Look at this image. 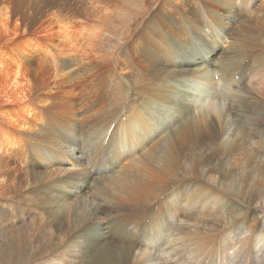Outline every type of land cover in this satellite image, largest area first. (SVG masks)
I'll return each instance as SVG.
<instances>
[{
    "label": "rangeland",
    "instance_id": "obj_1",
    "mask_svg": "<svg viewBox=\"0 0 264 264\" xmlns=\"http://www.w3.org/2000/svg\"><path fill=\"white\" fill-rule=\"evenodd\" d=\"M64 1L0 0L1 9L6 8L9 11L6 18H0V24L4 22L3 26L6 28V34L0 38V57L6 60L2 62L3 65L11 69L8 73H13L15 64H18V70L22 74L18 81L28 84L30 90L24 100L0 98V122L1 120L5 122L0 135L4 136L5 132L9 131L16 135L20 134V142L24 143L28 150L25 165L28 186L26 183L22 186L21 178L16 183V193L7 191L6 205L0 208V249L8 252L10 264L50 262L104 264V260L99 257L100 247H109L112 251H117L118 247H128L129 242L116 240L111 232L127 217L133 215L130 209L132 202L129 198L137 183L144 184L143 182L155 176L168 188L172 180H182L175 166H169V172L172 174L169 176L166 174L165 164L156 166L154 162L158 159L164 161L166 145L169 148L170 143L175 142L176 135L191 121L192 115L185 110L173 122L174 114L168 110L162 124L165 134L162 135V131H149L147 133L149 137L143 139H131L127 136L129 142L127 151L118 148V142L124 138L122 133H118L120 122L133 119L138 122L135 109L149 99L157 100L158 93L170 87V82L174 80L172 78L181 73L179 65L183 68L185 66L179 61L180 56L185 53L195 54L192 58L196 66L186 65L187 68L195 70L197 66H206L205 68L211 70L210 79L204 76L207 79L202 82L200 78L198 81V74L197 76L193 73H184V77L189 79V83H185L186 90L191 96L194 95L196 100L199 98L200 102H204L205 106L216 102L217 107L225 106L231 87L225 83L228 75L217 68H210L212 65H209L208 61L212 63L217 57V53L212 52L211 47L226 52L231 41L225 38L227 32L228 36L244 33L247 37L264 36L263 0H185L187 2L184 7L187 10L195 7L196 14L201 13L198 16L191 14L186 17L183 15L187 13L186 9L181 11L175 6L174 0H150L146 15L136 23L125 22L132 17L136 18L135 14L140 12L137 4L142 0L120 1L117 8L121 10L110 13L109 18L100 13L99 5L91 7L80 0ZM49 2L55 4V8L50 10L52 12L46 11ZM75 4L78 9L87 10V13H90L89 17L72 16L68 7ZM62 6L66 7V10ZM88 20L100 22V26L98 25L100 28L97 26L91 32L85 28L83 32L81 28L85 25L90 26ZM63 24L67 27H70V24L74 25L71 30L73 36L74 34L79 36V31L83 33L81 37L83 41L74 42L72 52H70L72 45L64 42L60 33ZM188 50L194 53H187ZM53 57L56 59L54 62L51 61ZM32 59L35 61L33 67H29L28 63L26 66L25 61ZM215 62L220 63V58H216ZM237 63L242 70L245 59L240 58ZM129 71L147 79V82L135 87L133 91L125 87L127 90L125 99L122 96L116 97L113 93L115 89L109 85L114 81L112 73L116 74L122 84V76ZM153 73H156L155 79ZM251 73L252 77L256 74ZM242 75V71H239L238 77ZM0 78L2 81V77ZM253 80L254 83L257 81L255 83L257 86L264 84V79L259 77H253ZM126 81L131 87L130 81L128 79ZM157 82L160 83L159 86H155ZM224 87L227 93L226 91L224 93ZM218 93L220 96H215ZM238 93L244 97L241 89H238ZM254 97L264 101V89ZM130 104L133 107L126 114L125 111ZM182 109L183 107L178 110V114ZM27 111L31 116L26 114ZM10 120L15 121L14 126L17 124L23 126L24 123L33 126L30 136L22 137L25 131L14 127ZM109 125L111 130L102 144L98 140V142L92 140L95 134L101 130L105 131ZM239 130L241 131L239 140H244L246 133L242 128ZM85 141L84 152L78 151L80 155L75 154L76 157L80 156V161H77L71 154V144L75 142L82 145L81 142ZM158 143L162 145L158 147ZM236 143L245 144L241 141ZM106 145L119 150L117 159L119 164L112 173H108L109 162L101 161L99 158V152L106 148ZM203 150L204 148L197 149L201 155L207 153ZM89 155L95 157L89 159ZM190 156L186 155L183 158L186 161ZM238 157L239 154L236 157L233 153L230 159L233 161ZM204 158L208 159L207 156ZM11 160L7 161L9 163L5 172L14 173L18 163ZM19 160L20 157L16 161ZM184 160L182 159L183 162ZM199 161L200 159L195 163L194 170L202 179ZM225 161L226 158H223L212 163L216 166ZM101 167L103 168L100 169ZM101 170L104 174L99 176ZM85 172H88V177ZM76 184L78 187L75 191L69 193ZM192 188L194 187L174 190L185 193ZM88 189L96 191L94 199L90 197ZM109 195L111 198L121 196L114 204L124 206L116 210L119 207L109 205L112 204L107 202L106 198H110ZM169 196H173L172 192ZM14 199L17 201V208L13 203ZM108 205L111 207H107ZM142 208L149 210L150 204L144 201ZM18 211L21 215L17 214ZM124 217L126 218L123 219ZM104 227H110L107 237L102 235L105 232ZM159 244L160 242H156V247ZM20 255L24 260H20Z\"/></svg>",
    "mask_w": 264,
    "mask_h": 264
},
{
    "label": "bare ground",
    "instance_id": "obj_2",
    "mask_svg": "<svg viewBox=\"0 0 264 264\" xmlns=\"http://www.w3.org/2000/svg\"><path fill=\"white\" fill-rule=\"evenodd\" d=\"M66 1L70 2V0ZM80 1H83L84 4L91 5V7L93 5H99L100 13L108 18L110 17L108 16L110 13L112 14L121 10L117 8V5L120 1L122 2V0ZM149 1H139L137 7L140 9V12L135 14V19L132 17L125 23H136L141 17H144L149 8ZM174 2L175 6L181 9V11L186 9L184 7L186 4L185 0H174ZM47 4L46 11L52 12L50 10L55 8V4L52 2ZM76 5H73V7L67 6L72 16L75 15V18L76 15L78 17H89L90 13L88 14L87 10H84L82 6L83 10H80ZM68 11L65 12L70 13ZM186 11L187 13L182 12L185 17L191 14L193 16L201 15L200 12L196 14L195 7L188 8ZM7 13L9 14V11L6 8L1 9L0 18H6L8 16ZM105 20L107 19L105 18ZM92 21L88 20L90 26L85 25L81 28L83 32H85V28L87 31H94L100 24V22L94 23ZM79 22L78 24H80ZM3 24H0V38L6 34V28ZM73 26L70 24V27H67L63 24L60 27V33L64 42L72 45L70 52L74 49V42L76 43L78 40L79 42L83 41L81 40L82 32L79 31V36L78 34L72 35L71 30ZM228 34L229 32L225 34V38H229L231 41L229 47L226 48V52L218 48L216 50V47H211V51L217 53L216 58H220L221 62H215L216 58L212 63L208 61V64L212 65L210 68H217L223 74L228 75L225 83L231 88L225 106L218 105L217 107V102L205 106L204 102H200L199 98L196 100L194 98L195 96H191V93L186 90L185 83H189V79L184 77V73L198 74V81L200 78L202 82V80L207 79L204 76H210L209 71L211 70L202 65V67L197 66L195 70L187 68L186 65L194 64L192 57L195 54L186 55L185 53L179 58V61L183 62L185 66L183 68L182 65H179L181 73L172 78L174 80L170 82V87L160 91L157 100L149 99L135 109L138 122L135 119L120 122L118 133H122L124 138L118 142V148L122 151H127L129 147V142L126 139L127 136L131 139H143L149 137L147 134L149 131H162L161 133L164 135L165 131H163L162 124L168 115L166 113L168 110L174 114L175 119L172 120L173 122L185 110L192 115L191 121L176 135L175 142L170 143L169 148L166 145L164 161L158 159L154 162L156 166L165 164L164 168L166 174L169 176H172L168 169L169 166H175L182 180H172L168 188H166L154 176L149 181L143 182L144 184L137 183L134 186L133 193L129 198V201L132 202L130 209L133 215L127 218L124 217L123 219L126 218L125 221L121 218L124 222L111 232L116 237V240L127 241L130 245L126 248L118 247L117 251H112L109 247H100L99 257L104 260V264H201L202 262V264H264V101L254 97L263 91L264 84L257 86L255 84L257 81L255 83L253 82L255 80H253V77L264 79V36L257 37L250 35L247 37L245 33L228 36ZM192 52V50L187 51V53ZM74 53H72V56H74ZM68 56L70 57V54ZM189 56L191 57L189 58ZM240 58L245 59V66L242 70L237 63ZM54 59V57L51 58V61L54 62ZM5 61L0 57V77H2V81H0V98L2 100L5 98L8 100L11 98L24 100L30 92L29 86L18 81L22 77L21 72L18 70V64H15L13 73H8L11 69L9 66L3 65L2 62ZM25 63L26 66L28 63L29 67H33L35 61L32 59L25 61ZM239 71H242L243 74L240 78L238 77ZM251 72H256V74L252 77ZM112 74L114 81L109 85L115 89L112 92L119 98L123 97L125 99L127 90L133 91L135 87L147 82V79L133 71H129L128 74L122 76L123 82L121 84L116 74ZM152 76L155 79L156 73H153ZM194 77L195 75L192 79ZM126 79L130 81L131 87L128 86ZM240 84L243 86L239 87ZM159 85V82L155 84V86ZM227 85L225 86L227 87ZM226 87L223 88L224 93L225 91L227 93ZM238 89L243 91L244 97L239 95ZM215 96H220V94H215ZM202 100L204 101V99ZM131 107H133L132 104L127 106L128 109H125L127 111H125L126 114ZM182 107L183 109L178 114V110ZM26 114L31 116V113L28 111ZM126 114L124 117H126ZM14 122L12 120L10 123L13 125ZM3 123L5 124L1 120V131L5 127ZM33 125L36 124L33 123ZM14 127L25 131L24 134L26 136L23 134L22 137H29L33 131V126L26 123L23 126L17 124ZM146 127H152V129L149 130ZM240 128L246 133L244 140H239V135H241ZM110 130L111 125L105 131L101 130L95 134L93 136L95 140H92H98L102 144ZM20 139V134L16 135L10 133V131L8 133L5 132L4 136L0 135V208L6 205L5 194L7 191H10L12 194L16 193L15 186L21 178L23 181L22 186H24V183L28 186V178L25 175V165L27 164L26 152L28 150L24 143L20 142ZM236 141H241L245 144L239 145ZM81 143L82 145L74 142L70 148L71 154L77 161H80V156L76 157L75 154H78V151L80 153L84 152L83 148L85 147L86 141ZM160 145L162 143H158V147ZM107 146L109 145H106V148H102L101 152H99V158L101 161L106 160L109 162L110 171L108 173H112L119 164V160L117 161L119 159V150L113 147L111 148V146L107 148ZM200 148H204L203 151L207 153L201 155L197 151ZM233 153L236 157L239 154V157L231 161L230 157ZM186 155L191 156L185 161L183 156ZM205 156L208 159L204 158ZM18 157H20V160L16 161ZM93 157L90 156L89 159ZM223 158H226V161L221 165L215 166L212 163V161L218 162ZM81 159L85 160L82 157ZM199 159L202 179L198 177L197 172L194 170V165ZM8 160H11L13 163H18L14 173L5 172V168L9 163L7 162ZM100 174H104L102 170L99 172V176H101ZM86 175L88 177V172ZM91 179L93 178L91 177ZM168 179H172V177H168ZM190 186L194 188L189 189L185 193L174 190L177 188L185 189ZM77 187L78 184L69 193L74 192ZM88 190L90 191V189ZM171 192L173 196H169ZM88 193H90L92 199L96 197V191H90ZM111 197H107L106 199L108 200L107 202L112 204L106 201L102 202L115 206V208L119 207L116 210L124 206L118 203L114 204V201L121 196L116 195L115 198ZM144 201L150 204L149 210L142 208ZM13 203L15 208H17L18 204L15 199ZM17 214L21 215V212L18 211ZM103 230L105 232L102 235L107 237L110 233V227H104ZM156 242H160L158 247L155 245ZM20 260H24L21 255ZM0 261L2 264H10V256L5 249H0ZM50 264L64 263L50 262Z\"/></svg>",
    "mask_w": 264,
    "mask_h": 264
}]
</instances>
